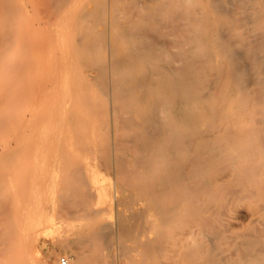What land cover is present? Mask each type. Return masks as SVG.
<instances>
[{"label":"bare ground","instance_id":"6f19581e","mask_svg":"<svg viewBox=\"0 0 264 264\" xmlns=\"http://www.w3.org/2000/svg\"><path fill=\"white\" fill-rule=\"evenodd\" d=\"M27 28L43 58L18 148L66 168L17 180L59 190L14 192L0 264L52 230L67 264H264V0H0V69Z\"/></svg>","mask_w":264,"mask_h":264},{"label":"rangeland","instance_id":"374dc122","mask_svg":"<svg viewBox=\"0 0 264 264\" xmlns=\"http://www.w3.org/2000/svg\"><path fill=\"white\" fill-rule=\"evenodd\" d=\"M36 25L39 24L36 23ZM20 31L23 37L21 38V44L19 46L20 50H17L19 54L16 56V60L21 65L20 69L17 73L9 69H0V195L11 198V201L6 206L7 210L1 211L0 214L5 211L13 214L16 211L18 202L13 194L20 189L25 191V198H29L26 190L33 188L38 189L39 192L51 193H55L57 189L59 190L57 185H48L43 181H39V184L35 185L30 183L20 185L17 182L20 177L29 178L32 175H37L40 180H45L44 178L48 177V174L58 176L66 168L65 162L54 163L47 158L41 159L32 152L21 154L18 148L19 116L24 110L30 107L35 98V85L42 70L37 63L43 58L35 45L30 43V41H35L38 38L40 31L34 28L22 29ZM4 111L7 112V116H4ZM22 155L27 156L23 158ZM85 164L91 167L101 166L100 163H96L93 160L89 161L88 159ZM104 176V184L108 186L113 185V178L108 174ZM10 221L13 222L14 220L11 218ZM56 235L53 230L52 232H44L40 235L39 241L35 242L28 238L27 231H25L22 239H26V243H24L20 254L25 257L26 264H44V252L48 248H55L57 252L59 251L58 254L60 257L70 256L69 253L61 249V242L57 240ZM119 253V239H116L114 242L113 257L117 258ZM113 257L111 260L114 259ZM119 259V261L91 259L85 261L84 264H125L123 258Z\"/></svg>","mask_w":264,"mask_h":264},{"label":"built area","instance_id":"2783aa9c","mask_svg":"<svg viewBox=\"0 0 264 264\" xmlns=\"http://www.w3.org/2000/svg\"><path fill=\"white\" fill-rule=\"evenodd\" d=\"M62 261H63L64 264H67L68 263V258L63 256L62 257Z\"/></svg>","mask_w":264,"mask_h":264}]
</instances>
